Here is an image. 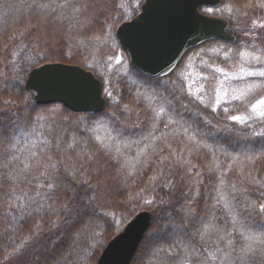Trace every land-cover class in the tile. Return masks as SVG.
<instances>
[{"label":"rangeland","instance_id":"374dc122","mask_svg":"<svg viewBox=\"0 0 264 264\" xmlns=\"http://www.w3.org/2000/svg\"><path fill=\"white\" fill-rule=\"evenodd\" d=\"M11 1H5L8 5L0 2V20L19 17L21 8H23L26 14L21 15V18L26 21V35L32 38L34 46L42 48L41 53H38L40 57H43L42 52L51 55V51H49L50 47L47 48V46L53 42V44H57V39L61 41L60 44H63L64 47L70 44V47L64 50V55L67 57L78 54L79 50V52L82 53L80 54L86 60L87 66L94 69L96 75L101 78L104 94L108 98V103L111 102L112 104L106 113H101L96 118L89 120L86 114V116L81 114L76 115V117L68 118V115L58 104H52L51 107L45 110L44 108L38 109L33 116H30L28 112H24L27 110H24L22 112L25 114L22 115L23 117L19 116L13 108H8L7 113L5 112L8 119L11 118L18 121L22 118L24 120L21 123L18 122L11 125V128H17L19 133L15 137V142L13 143L15 151L20 149L18 159L23 161L24 167L26 164L30 166V164L32 165L33 163L38 165L33 173H37L38 177L42 178L41 166H43L44 163L42 159L37 156V150L38 148L40 149L39 143L45 142L43 132L50 129L58 130L60 126L68 120L71 130L76 127H83L82 131H88L94 136L97 142H101V140L97 139V137H100L104 140V143L110 145L107 150L114 154L113 164L111 163L109 168L101 169L99 173L102 172L104 176L114 182L118 180L122 188L127 190V193L132 190V195L127 196L128 201H126L125 204H131L132 201L140 199L141 207L146 208L148 204L153 201L149 189L154 186L156 179H159V177L163 175L165 170V159H169L172 172L176 171L177 173L181 170L183 171L185 160H188L187 162L190 163L192 158H199V155H201L199 159L202 161L204 156L203 149H199L196 145L192 144L189 139H186L189 142H182L181 151L180 146L177 145L178 142H175L176 139L174 138L177 132H179V129H183L184 133L185 129H187V138L188 135H195L196 140H198V130L195 129L193 121L184 118L186 113L190 111L186 102L189 105H200V102L194 95L188 94L190 82L192 90L198 89L203 85L204 92L200 93V95H203L206 102L209 104H214L213 89L217 80L223 78L221 74L214 71V67L225 68L229 72L233 71L232 65L237 64L240 60L238 52L244 50L256 52L258 55H264V51H262L264 50V38L255 32L256 29L253 30V18L255 16L253 7L255 9L256 1L261 3V0H223L219 6L204 7L203 11L227 17L232 24L230 27L231 32L236 30L235 32H238L240 35L237 43L232 45V43L229 42L226 43L222 40H215L213 44L208 43L199 46L183 57L173 71L171 77L166 79L160 87L159 84L155 82L152 85H148L137 77L134 69L130 66L128 52L120 45L118 38L114 35L115 29L120 23V17H132V12H136L140 9V3L144 0L61 1L59 7H69L68 14L65 15L66 22L63 18L58 17V15L51 16L49 13L46 14V12H37L35 10L36 8H32L31 6L34 0H29L28 3H24V0L21 2L19 0H14V4H10ZM41 1L44 2V0ZM53 1L56 0H51L50 3ZM93 3L96 7L98 6L100 10H104L105 8L108 9L109 7L107 6H110L112 8L115 7V10H118V12L111 11L109 13L110 15L107 14L109 17L103 15V17L108 18V20L102 22V24L96 25L93 23L94 18L92 21L93 16L91 13L93 11L90 12V6ZM4 5L10 7L9 9L11 10L7 11ZM48 6L52 11L50 13L56 12L52 10V6ZM229 6L232 8V12L227 10ZM28 12L30 14H27ZM139 12L140 10H138L137 14ZM94 14L97 17L101 16L97 11ZM47 17L50 22L47 21ZM9 24L12 25V22ZM15 26L17 27V24H15ZM11 28L13 30L15 27L11 26ZM211 49H220V51L219 53H213ZM224 52H230V58H225L223 55ZM205 62L208 66H206ZM87 66L84 67L90 69ZM245 67L252 70L264 69V63H246ZM185 74L187 75V79L184 78ZM122 79L126 81V88L130 93V97L127 98V102L124 105L125 107L121 106L122 103H119L120 100L115 97L117 95L114 92L115 89H119L117 85L118 80L121 81ZM248 80L259 83L261 80H264V78L249 77ZM241 84L242 82L239 80H233L230 84H226V87L229 89V95H232L231 89L233 87L238 88ZM109 91H112L115 96L110 97ZM262 96H264V89L258 90L250 95L245 101L222 102L219 106L215 107V110L211 106L207 108L211 109L214 114L218 113L222 115L221 118L227 121L225 125L228 127L233 124H239L231 121L228 117L232 115L249 114L250 105L255 103L256 100L260 99ZM145 97H155L152 107L148 106ZM178 99L186 101L182 104L184 108L183 111H178ZM202 105L205 107L204 104ZM119 106L121 107L119 108ZM126 106H131L132 108L144 107L145 112L149 113L147 116L152 120L148 129L143 130L144 125L138 123L139 130H137L139 132L136 133L137 130L134 131V126L137 125L138 119L135 120V122L130 121L131 127L129 128L116 126L113 119L117 117V110L119 109L121 111L126 108ZM159 106L165 107L166 114L163 115V118L159 117L157 119L153 109ZM19 108L24 107L22 106ZM224 109H227V111H224ZM2 117L4 119V116ZM170 119L176 121V123H169ZM127 124L129 125L128 122ZM242 126L264 129V120H251ZM152 136L160 137V139L153 141L151 139ZM145 137H148V139L146 140ZM146 145L150 146L147 147L143 154H140V150L144 149ZM116 146L120 147V153L115 151ZM164 148H167L170 154L169 157L168 153L165 156ZM226 152L229 153L227 149ZM226 152L222 153L219 151L218 157L216 152H214L215 159L222 160V162L226 164V166L224 165L225 168L223 171H221L226 179V187L223 184L219 189L217 188L215 191L211 192L210 189L207 191L197 190V183L194 177L197 176L199 170L193 171L191 166H188L186 168L188 175L187 178H184L187 184L184 191L181 190V195L185 203L180 213L175 219H172L173 221H170V225L168 226V223L166 225L164 224L161 226V231L159 232L162 238L163 236H167L168 241L163 238L164 241L159 244L158 252L149 251L148 248L143 249L141 251L142 258L137 259L136 264L140 262L146 264H159V260L162 262L164 259V264H263L264 247H256L253 252L246 254H242L240 251L246 243L242 238V233L259 234L264 232V230H258V225L255 224L257 222L255 220L256 216L254 215V218L249 210L251 208L250 205H248V198H245L244 201L241 202L238 194H244L247 189L249 190V184H252L256 177L259 175L264 176V150L251 145L249 148L242 149L241 152L232 154L230 157H227ZM33 153L35 155H33ZM173 153H175V155H173ZM13 156L16 157L17 154H13L12 159H14ZM173 156L175 158L180 157V159H177L180 161L178 170ZM246 156H253L255 158L250 161ZM233 157L237 158L233 159ZM44 162L46 165L47 163L45 160ZM210 162L211 159H208V163ZM197 163L206 174V170H208L205 168L206 163L200 164L199 160ZM62 164L65 169L69 170L70 168L74 170L78 167L74 165L73 168L71 159L66 157L63 159ZM147 168L149 169L148 171L154 172V175L152 176V180L146 182L145 179L148 174H143V177L140 174L147 172L145 171ZM64 171L66 172L67 170ZM179 174L181 175L182 172H179ZM210 174L211 172L206 174L209 180H211ZM149 179H151V177H148V180ZM181 180H183V178H181ZM168 181V183H170V179ZM207 193H209V195L204 201H197L199 195H206ZM41 194H47L46 190L41 191L38 188L35 192L28 193V190L24 189L20 194L23 198H19L16 194V199L19 200L18 205L20 206L26 205V201H30L33 205L37 206L41 205V202L45 198ZM221 196H223L224 199H221ZM236 197L237 202H235ZM225 204H227L228 207H226ZM124 210H126L125 207ZM123 212L120 216L121 218L118 217L115 219L114 223H110L111 227L109 228H113L112 225L114 226V224H116L118 230L124 227L126 224L124 221L127 215H123ZM108 215H112V212H108ZM233 217H235V222ZM206 226H208L207 231L205 230ZM229 240L232 241L231 248L228 246ZM98 241L99 238H93L92 242L95 244ZM148 245L149 244H146V246ZM13 250L14 249H12V251ZM213 257H215V259H213Z\"/></svg>","mask_w":264,"mask_h":264},{"label":"trees","instance_id":"16d2710c","mask_svg":"<svg viewBox=\"0 0 264 264\" xmlns=\"http://www.w3.org/2000/svg\"><path fill=\"white\" fill-rule=\"evenodd\" d=\"M5 1L0 0L3 3ZM19 1L21 2L22 0ZM28 1L24 0V3H28ZM50 1L44 0L42 2L41 0H34L31 6L32 8H36L37 12H46V14L49 13L51 16L58 15V17L63 18L66 22L65 15L68 14L69 7H59L61 1L65 0H56L57 2L53 1L51 3ZM14 2L12 0L10 4H14ZM47 4L52 6V10L56 12L50 13L52 11ZM4 7L7 11L11 10L9 9L10 7H6L5 5ZM107 7L109 8H105L104 10L106 11H104L100 10L98 6L96 7L94 3L91 4L90 12L93 11L91 15L93 16L92 21L94 18V24H102V22L108 20L103 15L107 16L111 11H116L115 7ZM138 10L132 12L131 16L136 14ZM96 11L101 14L100 17L95 16L94 13ZM23 14L26 13L21 8L19 17L0 20V264H98V258L103 247L118 230L116 224L112 225L113 228H109L111 227L110 223H114L115 219L120 217L123 211V215H127L125 223L135 212L145 209V207H141L140 199L132 201L131 204H125L128 201L127 196L132 195V190L127 193V190L122 188L118 180L114 182L104 176L102 172L99 173L101 169L109 168L111 163L113 164L114 154L102 146L101 142H97L88 131H82L83 127H76L71 130L68 120L58 130L50 129L43 132L45 142H40V149L38 148L37 150V156L44 163L41 166L42 178L38 177L37 173H33L38 165L33 163L30 166L26 164L27 167H24L23 161L18 159L20 149L15 151L13 143L19 133L17 128L13 129L11 125L18 122L21 123L24 120L22 118L18 121L11 118L8 119L6 114L8 108H13L21 117L25 115L22 113L24 110H27L24 112H28L30 116H33L38 109L44 108L45 110L51 107L52 104H58L68 115V118L86 114L89 120L101 114L76 112L61 103H36L33 90L27 89L25 86L27 74L32 67L47 61L77 63L84 66H87V62L79 50L78 54L68 57L64 55V50L70 47V44L64 47L63 44H60L61 41L59 39H55L57 44H53V42L47 46V48L50 47L49 51H51V55L42 52L43 57H40L38 53H41L42 48L34 46L32 38L26 35V21L21 18ZM27 14L30 13L28 12ZM128 18L121 16L120 22ZM8 21L9 23L12 22V25ZM47 21L50 22L48 17ZM15 24H17V27ZM11 26L15 28L12 30ZM235 31L233 32L237 35V40L232 45L236 44L240 38L239 33ZM255 32L258 34L257 29ZM258 35L264 38V31ZM208 43L213 44L215 40L204 42L199 46ZM197 47L190 49L188 52L195 50ZM89 68L92 69L91 67ZM92 70L96 74L95 70ZM134 71L137 77L146 84L152 85L155 82L159 84V87L173 74L172 72L166 76L155 78L140 71ZM117 85L119 89L114 90L117 96L112 91H109L110 97L115 96L119 98V103H122L121 106L125 107L127 98L130 97V93L126 88V81L123 79L121 81L118 80ZM185 102L180 99L177 100L178 111H183L182 104ZM186 104L190 111L186 113L185 116L187 117L184 116V118L193 121L195 129L198 130L197 141L200 142H192V144L196 145L199 149H203L204 156L202 161L199 159L201 155H199V158H192L190 163L187 162L188 160H185L183 171H179L182 172L181 175L179 172H172L169 159L164 160L165 170L163 175L159 179H156L154 186L149 189L153 201L146 208L152 211L153 224L143 238L131 264H136L137 259L142 258L141 251L143 249L148 248L149 251L158 252L159 244L164 241L163 238L168 241V237L163 236L162 238L159 232L161 231V226L164 224L168 223V226L170 225V221H173V218L175 219L185 203L181 190L184 191L187 184L184 178H187L186 168L188 166H191L193 171H200L194 177L197 183L196 189L205 191L210 189L211 192L220 188L221 180L224 181V186L226 187V179L223 172L221 173L226 164L222 160L215 159L214 152H216L218 157L219 151L223 153L227 149L229 151V153L226 152L227 157H230L232 154H237L242 149H247L251 145L264 150V138L253 135V133L264 132V129H256L252 128V126L244 127L239 124L227 127L225 125L227 121L221 118L222 115L218 113L214 114L211 109L204 107L201 103L200 105H189L186 102ZM111 105L110 102L102 114L106 113ZM22 106L24 108H19ZM147 115L149 113L145 112L144 107L132 108L131 106H126L121 111L117 110V117L113 121L117 127L129 128L131 127L130 121L135 122L138 119L137 125L134 126V131L139 130L138 123L144 125L143 130H146L152 122ZM2 116H4V119ZM163 117L161 116V118ZM138 130L136 133L139 132ZM174 138L176 139L175 142H178L177 145L180 146L181 151L182 142H189L183 129H179ZM202 144L210 145L213 151H209L208 148L201 146ZM15 153L17 156H13L14 159H12V155ZM167 153V148H164L165 156ZM169 155L168 153V157ZM65 157L71 159L73 168L74 165L78 167L74 170H71V168L70 170L65 169L62 164ZM177 159H180V157H174L178 170L180 161ZM208 159H211L210 163H208ZM44 160L47 163L46 165ZM198 160L200 164L206 163L205 168L208 169L206 170V174L211 172V180L207 178L202 167L200 168L197 163ZM53 164L55 168L52 167ZM64 170L67 171L65 172ZM148 170L147 168L145 170L147 172L140 174L142 177L148 174L145 179L146 182L152 180V176L154 175V172L152 173V171ZM148 177H151V179L148 180ZM169 179L170 183H168ZM49 184L53 185L51 189L48 188ZM38 188L41 191L46 190L47 193L41 194L45 197L41 205H33L30 201H26L27 204L24 206L18 205L19 200L16 199V194L22 199L23 196L20 194L24 189L30 193L35 192ZM208 195L209 193L199 195L197 201H204ZM238 195L241 202L245 198H248L251 215L254 218L256 216L255 220L257 222L255 224L258 225V230L263 231L264 213H260L259 205L264 204V176L259 175L256 177L255 181L249 184V190L247 189L244 194L240 193ZM235 202H237V197ZM124 207L126 210H124ZM110 211L112 215H108ZM93 238H99V241L93 244ZM146 244L149 245L146 246ZM12 249L14 250L12 251ZM164 261L161 262L159 260V264H164ZM140 263L146 264L144 262ZM262 263L264 264V262Z\"/></svg>","mask_w":264,"mask_h":264},{"label":"water","instance_id":"95a60500","mask_svg":"<svg viewBox=\"0 0 264 264\" xmlns=\"http://www.w3.org/2000/svg\"><path fill=\"white\" fill-rule=\"evenodd\" d=\"M221 0H144L141 11L115 30L120 45L130 55V66L152 77L169 74L186 51L207 40H236L229 20L205 13ZM38 104L60 102L77 112L106 109L102 81L89 69L65 62H45L33 67L26 78ZM153 222L152 212L135 213L104 246L98 264H130Z\"/></svg>","mask_w":264,"mask_h":264},{"label":"snow or ice","instance_id":"6c2138e0","mask_svg":"<svg viewBox=\"0 0 264 264\" xmlns=\"http://www.w3.org/2000/svg\"><path fill=\"white\" fill-rule=\"evenodd\" d=\"M261 6L264 7V0H261ZM229 12H232V8L229 6L227 9ZM213 53H219L220 49H211ZM264 51V50H262ZM225 58H230L231 53L230 52H224L223 53ZM238 56L240 58L239 62L237 64L232 65L233 71L229 72L225 68L221 67H214V71L216 73H219L222 75V79L217 80L216 85L213 89L214 92V104H209L206 102L205 97L203 95H200V93L204 92L203 85L200 86V88L192 90L191 89V82L189 85V95H194L196 99L201 103L204 104L205 107H213L215 110V107L219 106L222 102H231V101H245L247 97L254 94L258 90L264 89V80H261V82H251L248 80L249 77H259L264 78V69H258V70H252L250 68L245 67L246 63H264V55H258L256 52H250L247 50L238 52ZM206 66L207 63L205 62ZM185 79H187V75L184 76ZM233 80H239L242 82L240 87H233L231 89L232 95H229V89L226 87V84H230ZM110 95V93H109ZM146 102L149 107L153 106V101L155 97H145ZM155 117L158 119L159 117L166 114V109L163 106H159L158 108H154ZM224 111H227V109H224ZM231 121L237 122L241 125L247 124L248 121L251 120H264V96H262L260 99L256 100L255 103H252L250 105V112L247 115H232L228 117ZM169 123H176L174 120H169ZM188 130L185 129V134H187ZM151 135V134H150ZM254 136H260L264 138V132L261 133H253ZM98 140H101L102 146L108 148L110 147L109 144L104 143V140L100 137H97ZM110 139V138H109ZM147 140L148 137H145ZM151 139L153 141L160 139V137L152 136ZM189 141L193 143H200L196 140L195 135H188ZM150 145H146L144 149L140 150V154H143L147 147ZM201 146L208 148L209 151H213L212 147L207 144H202ZM115 151L117 153L121 152V149L119 146L115 147ZM33 155H35L33 153ZM237 157H233V159H236ZM248 160H253L255 157L253 156H246ZM27 167V165H25ZM53 168H55V165H52ZM218 167V165H217ZM221 185L224 184V181H220ZM53 187L52 184L48 185V188L51 189ZM39 194V193H37ZM221 199H224L223 196H221ZM226 207H228L227 204H225ZM259 211L260 213H264V204L259 205ZM233 220L235 222V217H233ZM206 226V231H207ZM242 238L246 241L245 246L241 248V253H251L254 251L256 247L264 246V232H261L259 234H244L242 233ZM228 246L231 248L232 241H228ZM215 259V257H213Z\"/></svg>","mask_w":264,"mask_h":264},{"label":"flooded vegetation","instance_id":"af4514ba","mask_svg":"<svg viewBox=\"0 0 264 264\" xmlns=\"http://www.w3.org/2000/svg\"><path fill=\"white\" fill-rule=\"evenodd\" d=\"M253 13L255 14L253 18V25L254 28L258 30L259 34L260 32L264 31V7L261 6L259 1H256L255 9L253 7Z\"/></svg>","mask_w":264,"mask_h":264}]
</instances>
